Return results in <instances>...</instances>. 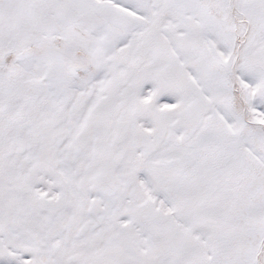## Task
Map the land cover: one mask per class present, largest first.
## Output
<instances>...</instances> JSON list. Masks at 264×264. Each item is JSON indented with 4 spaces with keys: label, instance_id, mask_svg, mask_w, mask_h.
<instances>
[{
    "label": "snow or ice",
    "instance_id": "1",
    "mask_svg": "<svg viewBox=\"0 0 264 264\" xmlns=\"http://www.w3.org/2000/svg\"><path fill=\"white\" fill-rule=\"evenodd\" d=\"M0 264H264V0H0Z\"/></svg>",
    "mask_w": 264,
    "mask_h": 264
}]
</instances>
